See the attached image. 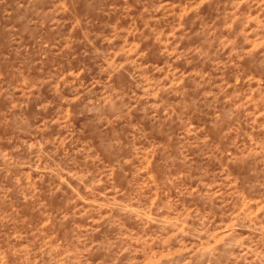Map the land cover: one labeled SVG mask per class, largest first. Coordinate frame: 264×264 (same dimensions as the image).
Here are the masks:
<instances>
[{
    "label": "rangeland",
    "instance_id": "374dc122",
    "mask_svg": "<svg viewBox=\"0 0 264 264\" xmlns=\"http://www.w3.org/2000/svg\"><path fill=\"white\" fill-rule=\"evenodd\" d=\"M0 264H264V0H0Z\"/></svg>",
    "mask_w": 264,
    "mask_h": 264
}]
</instances>
